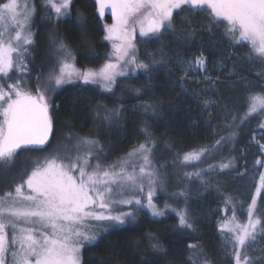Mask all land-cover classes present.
Wrapping results in <instances>:
<instances>
[{
  "label": "trees",
  "instance_id": "trees-1",
  "mask_svg": "<svg viewBox=\"0 0 264 264\" xmlns=\"http://www.w3.org/2000/svg\"><path fill=\"white\" fill-rule=\"evenodd\" d=\"M45 1L34 0L33 77L44 70L50 46L57 40L71 49L79 68L101 67L110 50L104 22H111V17L99 15L96 0H72L69 16L58 20L44 6ZM136 44L139 59L149 67L147 72L143 69L120 79L109 93L82 84L59 89L49 110L52 143L45 150L21 151L16 159L47 153L64 137L80 135L98 140L104 158L114 160L145 143L143 129L147 127L168 192L179 194L171 203L185 209L193 227L182 226L171 212L160 218L141 212L134 224L110 229L96 242L84 244L82 264H186L189 244L203 248L211 264H235L232 249L224 242L227 233L218 229V210L226 208L233 214L234 208L236 218L244 222L256 196L258 181L249 171L246 150L252 147L256 130H264V115L242 118L249 94L264 90V64L258 57L249 59L248 45L232 40L225 22H216L207 12L188 6L176 10L172 29L159 37L138 38ZM201 54L215 64L216 70L209 74L211 81L183 83L179 60ZM206 101L213 103L209 109L203 104ZM148 105L156 111L145 113ZM222 136L232 138L216 145ZM200 147H208L211 156L188 169L190 173L199 171L200 176L178 177L173 164ZM229 161L234 166L221 170L219 165ZM256 199L254 215L264 224V193ZM153 238L161 251L151 248ZM248 244L251 246L243 254L253 258L252 264H264V234Z\"/></svg>",
  "mask_w": 264,
  "mask_h": 264
},
{
  "label": "snow or ice",
  "instance_id": "snow-or-ice-1",
  "mask_svg": "<svg viewBox=\"0 0 264 264\" xmlns=\"http://www.w3.org/2000/svg\"><path fill=\"white\" fill-rule=\"evenodd\" d=\"M47 3L57 16H62L67 15L72 0H47ZM96 3L101 16L106 9L111 10L113 23L105 26V39L113 41L115 62L110 58L99 70L79 71L72 63L71 52L61 42L58 73L53 69L49 74V81H54L57 87L73 83L75 77L85 84H99L111 91L116 78L127 75L128 65L147 72L148 65L139 62L134 51L136 27L139 26L140 36L159 37L163 31L172 29L174 11L185 5L189 10L207 12L216 22H226V33L236 43L248 45L249 59L255 56L264 64V0H96ZM34 13V4L30 7L27 0L0 3V80L7 78L13 68L27 71L24 61L29 51L27 46L33 43L30 24ZM187 63L189 68L184 70L185 74L189 70L204 69L206 58L201 54ZM181 88L189 91L183 84ZM54 90L50 84L42 86L40 77H36L35 92L23 77L7 85L0 82V166L11 165L21 151H31L32 146H44L49 142L53 120L47 94ZM246 104L247 111L242 119L254 114L264 115V90L250 93ZM149 110L156 111L151 105L144 109L145 113ZM143 131L145 143L136 145L117 162L107 166L99 161L92 164L89 160L91 149L83 155L80 149L96 142L82 138L76 145L75 158L69 155L61 158L56 154L44 157L42 162L37 160L30 174L22 177L13 190L0 193V264H6V254L10 250L11 264H82L84 242L96 239L91 229L103 227L89 221L123 225L126 219L134 218V211L144 207L150 209L153 216L163 215L153 203L157 177L150 157L154 142L150 139V130L145 127ZM231 138L222 136L215 143L220 145ZM261 148L264 149V145ZM209 152L208 147L193 149L183 155V161L199 162ZM232 166V161L219 165L221 170ZM186 175L200 176V172ZM146 186L147 202L143 204L136 193H144ZM261 190H264V172L259 174L256 196ZM127 192L132 195L125 198ZM256 196L248 207L245 223L237 221L233 208L232 219L220 225L221 232L227 233L224 242L226 247H231L235 264H252L253 258L243 253L251 246L249 241L264 234L261 218L254 215ZM113 205L135 207L129 211H114ZM178 215L182 226L193 227L184 213ZM8 229H11V237ZM150 246L153 250H162L155 238ZM188 251L186 264H211L204 249L196 244H189Z\"/></svg>",
  "mask_w": 264,
  "mask_h": 264
},
{
  "label": "rangeland",
  "instance_id": "rangeland-1",
  "mask_svg": "<svg viewBox=\"0 0 264 264\" xmlns=\"http://www.w3.org/2000/svg\"><path fill=\"white\" fill-rule=\"evenodd\" d=\"M5 2H7V0ZM18 2L22 3L23 0H18ZM57 2H58V0H57ZM27 3L31 7L34 4V0H27ZM44 6L46 8H48V9H51V11L55 14L56 19H58V20L59 19H65L70 14V8H69L67 15L57 16V14L55 13L54 9H52L51 5L47 3V0L45 1ZM34 7H35V4H34ZM175 12L176 11H174V13ZM35 13H36V8H35ZM35 13H34V15L32 17L31 24H30V31L32 33L33 43L31 45L27 46L29 51H28V54L25 56V61H24L25 64L27 65V71L20 72V71H17L16 68H13V70L9 72L8 77L4 78L3 80H0V82H2L5 85H7L8 83H13L16 79H18L20 77H23V78H25L27 80L28 85L32 89V91L35 92V90H36V77H40L42 86L47 87L50 84V86L55 89L54 91H50L47 94V98H48V102H49V105H50V109H51V106H52V99H53L54 94L59 89L65 87V86L75 85V84H82L84 86L92 85V86H98L102 90V92L109 93V92L113 91L115 85L117 84V82L120 79H124V78H127V77L135 76L137 73H139L140 71L143 70V69H138V68L134 69V67L132 65H128L127 69H126L127 75L118 76L116 78V83L112 86V90L111 91L104 90L99 84H93V83L85 84L81 79H77L75 77H73V80H74L73 83H65V84L57 87V86H55L54 81H51V82L49 81V74L53 71V69H56V71L58 73V62H59L60 59H62V53H61V50L59 49V44L62 41L57 40L55 42L53 41L52 42L53 44L50 46V56L48 57V62L44 64V70H42V72L40 70V73L39 74H35V76L33 77V74L35 72L32 70L34 68H33V65L31 64L30 60L32 59L33 45L35 43V36H36L35 29H34ZM98 13H99V11H98ZM174 13H173V15H174ZM107 16L111 17V22H104V27L106 25H111L113 23V19H112V16H111V10L110 9H106L104 15L101 16V17L104 19ZM9 30H11L10 22H9ZM105 33H106V30H105ZM134 36H135V38L133 40V43L135 44L134 51H135L137 60L139 62H141V60L139 59L138 48H137V44H136L137 39L138 38H151V37H156V36H153V35L140 36V34H139V26L136 27V32L134 33ZM106 41L109 44L110 50H109V53L107 55V58H106V61L104 62V64L110 58L112 59L113 62H115V58L112 56L113 41H111V40H106ZM241 43L246 44L244 42H241ZM67 50H69L71 52L72 56L74 57V60L72 61V63H74L76 69H78L79 71L99 70L100 67L99 68H90V69H81V68H79L77 66V64H76L74 53L68 47H67ZM197 57H199V56H197ZM197 57L190 58V59H181V60H179V66H180L181 70L183 71V75H182L183 76L182 77V82L183 83L186 80H190V82H197V81H200V80L211 81V78L210 79H206V77H209V74L212 73L214 70H216L215 69V64L214 63H210L205 56L204 57L206 58V64H205V68L204 69L195 70V71L189 70L185 74L184 70L189 68V64L187 62L188 61H194ZM192 67L195 68V64H193ZM217 67L220 68V64H217ZM32 77H33L34 82L32 81ZM195 84H197V83H195ZM197 85H200V84H197ZM203 104L209 109L212 106L213 103L209 102V101L208 102L206 101V102H203ZM64 138L59 143H57L55 146L52 145V148L47 153H43L41 155H34L33 154V155H31L30 158L26 157L24 155V156L21 157V159L17 158L16 160H18V161H14L11 165L0 166V193H4V192L10 191V190H13L14 185L21 182L22 177L26 178V174H30L31 169H32L34 163L37 160L42 162L44 157H48V156L56 155V154H59V156L61 158H64L66 155H69L72 158H75V156L77 154L76 145L81 141L82 138L96 142L95 144H92V145L82 146L81 149H80V154L81 155H83L86 150L91 149V156L89 157V160H90V162L92 164H95L97 161H99L103 166H107L109 164L117 162L118 160H120V158L126 156V154H125V155H123V156H121V157H119L117 159L108 160V159L104 158L105 156L103 154V147L99 143L98 140L91 139V138H86V137H83V136H80V135L79 136L77 135V137L75 136V138H70V137H66L65 139ZM262 145H264V130H262L261 128H258L256 130V134H254L253 139L251 141V146L252 147H250V148H248L246 150L248 158H249V160H248L249 161V169H250L249 171L253 175V177H255V179L258 181V185H259V174L264 172V167L261 166V164H264V149L261 148ZM207 154L208 153H206L205 156H203L201 158V161L192 162V163L184 162L183 161V155H181L178 158V160L176 161L177 163L173 164V166L175 165V168H176L177 172H179L178 177H180V175H181V178H183L185 180H190L192 178H196V175H186V173L192 174V173L188 172L189 167L194 166V165H199L200 163H202V161L204 159H206V156H211V155H207ZM150 159H151V163H152V168L155 171L156 177H157V183L154 185L155 194H154V197H153V203L157 206V208L160 209V211L163 213V215L153 216L151 210L148 209L147 207H144V208H141L139 211H134L133 212L134 218L126 219L125 223L123 225H114L112 222L89 221L88 223H90V224H93V225L102 224L103 227H95V228L91 229V231L95 232L96 239H95V241H92V242H84V244L96 242L98 240V238L103 233L107 232L110 229L117 228V227H124V226H127V225L134 224L136 222L138 216H139L138 214L141 213V212L142 213H146V214L150 215L153 218L163 217L168 212L174 213L178 217H179L178 213H184L186 215V211H185L184 208L178 207L174 203H171V200L172 199H177L176 197L179 196V194L168 192L167 178H166V176L164 175V173L162 172L161 168L159 167V165L156 162V159H155V156H154V147L153 146H152V152H151ZM258 160L261 161V164L257 163ZM24 191H27L26 187H25ZM146 192H147V186L145 187V192L144 193H139V192L136 193V197L140 198L142 200L143 204H146V202H147L146 198H145L146 197ZM262 193H264V190H261L260 195ZM131 195H132L131 192H127L125 194V198H127V197H129ZM259 196H256V198H258ZM166 205H167V207H166ZM134 207L135 206H133V205H113V210L115 211V210L119 209V210H123V211H129V210H133ZM97 210H99V209H97ZM218 213H219V219H218L217 225H218V229L220 230V225L225 220H231L233 214H229V212H228V210L226 208L218 210ZM186 217H187V215H186ZM237 221L240 222V223H245L247 220L244 221V222H241V221H239L237 219ZM105 228L107 230H104ZM8 233H9V237H11V229H8ZM9 247L11 249V245ZM81 251H82V249H81ZM11 259H12V257H11V250H10L6 254V264H11ZM81 261H82V254H81Z\"/></svg>",
  "mask_w": 264,
  "mask_h": 264
},
{
  "label": "water",
  "instance_id": "water-1",
  "mask_svg": "<svg viewBox=\"0 0 264 264\" xmlns=\"http://www.w3.org/2000/svg\"><path fill=\"white\" fill-rule=\"evenodd\" d=\"M53 133H54V127H53V130H52V133L50 134L49 142L46 145H44V146H32V150L41 151V150H45L46 148H48L50 146V144L52 143Z\"/></svg>",
  "mask_w": 264,
  "mask_h": 264
}]
</instances>
